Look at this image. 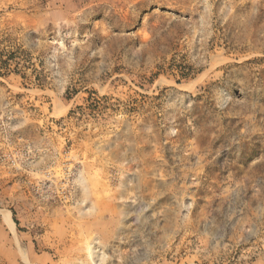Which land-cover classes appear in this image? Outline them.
I'll use <instances>...</instances> for the list:
<instances>
[{
    "label": "rangeland",
    "instance_id": "1",
    "mask_svg": "<svg viewBox=\"0 0 264 264\" xmlns=\"http://www.w3.org/2000/svg\"><path fill=\"white\" fill-rule=\"evenodd\" d=\"M0 264H264V0H0Z\"/></svg>",
    "mask_w": 264,
    "mask_h": 264
},
{
    "label": "bare ground",
    "instance_id": "2",
    "mask_svg": "<svg viewBox=\"0 0 264 264\" xmlns=\"http://www.w3.org/2000/svg\"><path fill=\"white\" fill-rule=\"evenodd\" d=\"M147 218V217H146ZM152 252V251H151Z\"/></svg>",
    "mask_w": 264,
    "mask_h": 264
}]
</instances>
